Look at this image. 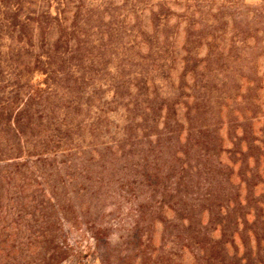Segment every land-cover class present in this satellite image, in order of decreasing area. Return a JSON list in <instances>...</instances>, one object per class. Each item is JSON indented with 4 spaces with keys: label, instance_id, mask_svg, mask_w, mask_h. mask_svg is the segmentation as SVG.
<instances>
[{
    "label": "rangeland",
    "instance_id": "rangeland-1",
    "mask_svg": "<svg viewBox=\"0 0 264 264\" xmlns=\"http://www.w3.org/2000/svg\"><path fill=\"white\" fill-rule=\"evenodd\" d=\"M15 2L24 44L4 27L0 56L44 106L20 144L57 134L27 164L30 188L3 183L0 217L29 228L17 264L48 246L54 264H264V0H0V15ZM207 181L235 187L224 209L248 203L218 212Z\"/></svg>",
    "mask_w": 264,
    "mask_h": 264
},
{
    "label": "trees",
    "instance_id": "trees-1",
    "mask_svg": "<svg viewBox=\"0 0 264 264\" xmlns=\"http://www.w3.org/2000/svg\"><path fill=\"white\" fill-rule=\"evenodd\" d=\"M19 2H15L14 4H12L10 6V14L7 17H4L3 15H0V38L2 37V39L4 38L5 35V30H2L4 27L8 30H14L17 34H19V38L16 40V43H20V44H24V42H22L21 38L24 36L23 31H22V26L21 24L18 23H23L26 24L30 18L28 17L30 15L29 12L23 13L22 11H20L19 7H18ZM20 20L18 22H16V20ZM42 24V23H41ZM36 25H40V21L36 20ZM27 43V42H26ZM0 45H2L0 43ZM27 46H30L27 43ZM7 46H5V48H7ZM12 53V50L11 52ZM41 57V54H38L37 57ZM3 65V68L5 70V74L9 76L8 79L4 80V75H2V69L0 67V123H2L4 126H6L7 130L10 132V140L8 139V137L3 138L0 141V151L2 150L4 152V154H1L0 152V205H1V201H2V194L4 192H6L7 190H5L3 188V183L7 186L8 189H13V191L18 192L19 194H22V192L27 189L30 188V178H29V173H28V169H27V164H33L37 161H42L44 160L43 156L41 155V151L43 149H46L45 146L47 145V143H51L54 140L53 138L57 137V134L54 130V128H52L50 130V132L48 134L45 135L44 138H42L43 140H40L41 143V148L37 149V153H33L29 150V148L27 146H21L20 142L22 144L24 138L22 139V135H24V129L27 127L28 129H34L36 127H38L40 125L41 122V115L44 112V106L43 104L40 103L41 100V96L39 92L36 91L35 88H31V87H27V85H25L24 87L26 88V92L23 94V88H21V86L19 84H17V75L16 74H10L9 72H7V70L9 69V65L7 62H5L4 58H1L0 56V65ZM44 73V72H42ZM11 76V77H10ZM46 86V82L44 83ZM5 90H7L6 92H4ZM24 90V91H25ZM23 95L24 98L21 99ZM20 96V97H19ZM35 101L37 103V105L34 106L32 114L34 116V118H31V115L28 114V106H30L31 102ZM15 138L14 142L12 140V137ZM22 139V141H21ZM25 142V140H24ZM44 143V144H42ZM3 146V148H2ZM20 146L21 148L24 147V151H25V158L28 159L29 157L34 155V161H25V159H22L23 157H21V153L22 151H20ZM32 166V165H31ZM227 172V176L230 178V174L231 171L228 169H226ZM247 172L243 173L241 177H243V179L240 180L241 185L246 183L245 180V176H246ZM49 193H51L50 197H52L53 194V190H54V186L53 184H49ZM247 185V183L245 184ZM206 188H208L209 191H206ZM237 191L239 189V186H236ZM220 185H216V184H211L209 181L206 182L205 187H203L204 193L202 194L201 200L202 201H210V203L213 205V207L215 209L218 210V212L223 211L224 213H226V215L228 216L230 213H232L234 211V205L235 206H240L241 202H245L248 203V195L241 200L238 199L236 201H234V197L233 202H229L226 206V208L224 209L222 206H220L218 204V198L220 197V195L224 194L227 197H232V194H234L235 196V187L229 186L224 192H221L222 194H220ZM12 191V194H13ZM174 191H177L176 189H174ZM14 198V197H13ZM14 205L17 207V200L15 199H11L8 200L7 202L11 203L12 201H14ZM229 200V199H228ZM183 203V202H182ZM181 203V204H182ZM42 202L40 200H37L36 202V206H41ZM192 206L193 204H191L189 207L184 208L185 212H188L189 209L192 210ZM1 209V206H0ZM6 217V219H8L9 214L8 212H5V215H3L2 217H0V264H17V258L14 256V249L15 245L12 242V239L17 235V234H21V232L23 231V229H27L29 230L28 226H23V215H19V217H16L15 220H11L9 219L8 221L5 220L3 217ZM210 216H212V213L210 212ZM37 220V219H35ZM50 224H45L42 227L41 226V232L40 234H44V233H48L47 231H50L49 228ZM223 225H220L221 229V233L224 235V233L226 232V229L224 227H222ZM7 232H11L10 234ZM51 232V231H50ZM49 235H51V233H48ZM234 235V234H231ZM51 247V248H49ZM46 246H43V249H46ZM48 248L51 250V253L48 255V257L42 258L40 259V264H54L57 263L61 260H63L64 258V254H61L56 248L55 246H48Z\"/></svg>",
    "mask_w": 264,
    "mask_h": 264
}]
</instances>
